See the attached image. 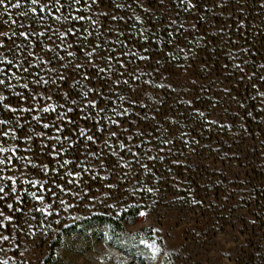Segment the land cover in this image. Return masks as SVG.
<instances>
[{
  "label": "rangeland",
  "instance_id": "obj_1",
  "mask_svg": "<svg viewBox=\"0 0 264 264\" xmlns=\"http://www.w3.org/2000/svg\"><path fill=\"white\" fill-rule=\"evenodd\" d=\"M157 2L165 4V1ZM179 2L185 8L177 29L180 39L177 45L187 53L184 64H175L171 59L165 63L157 58L151 60V50L142 48L134 66L129 65L136 78L132 79L130 88L119 92V97H124L125 101H119L122 106L117 105V108L128 109L127 116H121L119 121L124 122L123 126H130L133 134L131 140L124 137L121 140L129 146L139 145L138 149L133 148L137 158L133 159L127 149L116 148L113 144L123 160L117 156H104L105 166L101 167L96 157L82 155L85 141L81 138L84 145L77 163L83 166L84 162H92L89 167L92 182L88 191L97 197L95 206L80 203L79 198L73 202L71 197H66L67 203L73 206L68 212L60 209L59 217L55 214L48 217L42 227L38 225L39 213H33L37 216V221L32 222L33 229L24 226V230L19 231L12 223L6 222L9 226L0 231L10 239L0 241L5 250L0 252V262L264 264V214L257 212L248 200L250 188L246 185L250 177L249 167L254 163L264 166V144L257 141L259 147L256 148L247 134L242 135L243 122L239 115L241 90L257 76L260 80L264 77V64L255 74L244 71L237 61L242 48L228 50L227 64L214 65L213 61L202 57L188 58L196 51L198 43L208 45L206 36L220 39L222 31L210 25L206 18L200 19L203 15L197 11L195 0ZM228 2L238 3L237 0H210V15L220 16ZM146 10V6H142V12ZM161 10L169 16L166 6ZM233 12L236 11H231L229 17ZM102 13L104 10L99 9V14ZM193 39L198 42L194 43ZM141 55L150 58L142 61L138 58ZM194 63L197 64L196 70L191 69ZM197 70L201 72L197 73ZM234 71L237 76L232 79ZM104 75L111 74L106 71ZM75 83L76 80L69 79L65 89L69 90V86ZM139 87L144 91L136 102L129 104V92ZM256 87L258 102L264 106V96L259 95L264 88ZM72 91L74 96L81 90L74 88ZM46 103L56 104L55 97L47 102L42 99L39 107L46 106ZM200 112L204 115L200 116ZM109 117L115 119L113 115ZM105 127L117 128L109 122ZM137 127H147V135L137 136ZM54 133L52 128L47 136ZM165 138L170 139V143H162ZM24 142L16 154L26 158L22 160L25 165H31L28 161L37 158L32 147L28 148L30 141ZM49 143L51 147L55 141ZM99 151L108 150L101 147ZM52 158L58 156L52 155ZM126 161L131 162V168ZM39 163L35 174L29 177L43 180L40 168L46 163ZM47 166L51 175L50 165ZM76 179L81 180L82 176ZM84 186L81 183L79 188ZM147 188L152 191L147 192ZM50 198V195L46 197ZM38 203L36 201L35 205ZM135 203L145 204L147 208L141 211L145 215H139L135 221L126 219L118 233L112 236L103 233L100 227L91 224L87 227L84 223L92 215L127 213L128 206ZM4 212L5 215L13 213L8 209ZM57 218L59 224L55 223ZM23 219L24 216L18 223Z\"/></svg>",
  "mask_w": 264,
  "mask_h": 264
},
{
  "label": "snow or ice",
  "instance_id": "obj_2",
  "mask_svg": "<svg viewBox=\"0 0 264 264\" xmlns=\"http://www.w3.org/2000/svg\"><path fill=\"white\" fill-rule=\"evenodd\" d=\"M103 0H16L11 3V0H0V6L4 7L5 13L8 7L20 9L23 11L20 15L28 19V23H21L19 27L22 29L17 32L10 29L9 31H0V103L5 101L6 97L2 94L3 91L14 89L19 86L22 89L29 90V96H24L17 92L16 96L20 100L31 99L34 103L28 107H12L10 104H3L5 110L12 113L21 112H37V115L32 116V120L39 121L44 113L55 112V120H49L43 123L44 129L54 128L55 133L52 136H46V141H55L51 144V149L48 155L62 156L68 150L73 148V145L84 139L82 155L85 158L96 157L100 162V166L104 167L103 157L105 155L117 156L123 160V156L117 152L116 148L127 149L133 159L137 158V152L133 148H139V145L133 144L129 146L125 140L132 139L130 126H123L122 121L111 119V117L101 113H107L112 101L117 85H127L128 79H123L128 75L129 79L136 78L129 67L130 62L121 59L129 55L136 56L131 49L124 51L126 47L123 41L120 40L122 32L113 28H106L103 32H97L100 27L101 15L107 17L108 13L99 14V9L94 11V7ZM183 3V0H181ZM117 9L123 7L125 10L129 7L128 4H115ZM90 14H82V13ZM124 15H112V21L124 20ZM139 19V17H137ZM81 22H90L84 23ZM13 24L16 21H12ZM95 26V27H93ZM116 34L115 42L122 45L121 49L115 48L109 43L108 33ZM171 36L172 34L169 33ZM22 38V39H20ZM19 41V42H17ZM173 41L169 40L171 44ZM108 45V47H105ZM178 51L185 53L184 48L177 45ZM147 51V49H145ZM142 61H147L150 57L141 55L138 57ZM118 65V67H117ZM111 75H103L105 72ZM43 73V75H41ZM100 77L99 81L93 83L92 77ZM69 79L82 80L85 83L81 84V91L75 98L69 100L71 95L70 90L62 87L63 82ZM264 80V77H261ZM13 81L16 83L14 84ZM148 83V81H145ZM35 85L41 91H36V88H30ZM164 87V85H158ZM144 91L142 87L137 88L134 92H129L127 102L134 103ZM264 96V92L259 93ZM37 97L47 101H52L54 97H63L64 102L60 104H47L44 107H37ZM122 102L124 97H119ZM104 104L101 106L100 102ZM72 106L65 107V104ZM74 108L79 109L80 118L87 121H94L93 128H87L82 125H77L76 121L69 118L68 113H72ZM60 109V111H57ZM111 112L117 116H127L128 109L121 108L117 111L116 107H111ZM200 116L204 113L200 112ZM116 125V130L106 128L103 121ZM11 121L0 119V140L11 139L16 141L20 139L17 135L19 123L11 127H6ZM134 125V122H133ZM72 126V127H68ZM150 126V125H149ZM68 128V134H64L65 128ZM223 127V125H222ZM91 132V134H89ZM127 133V135H125ZM174 134V133H173ZM37 135H42L38 133ZM137 136L147 135V127L136 130ZM115 137V140L113 138ZM124 137L125 140H121ZM25 141H31V135L24 136ZM99 142V143H98ZM162 143H170V139L165 138ZM116 145V148L113 147ZM67 145V148L65 147ZM92 145H96L95 148ZM31 145L29 144L28 148ZM48 144L45 142L44 149H47ZM103 147L107 152L99 151ZM18 146L5 148L0 146V202H3V208L12 211H20L14 208L18 202H22V196L27 193L33 201L39 202L24 213L22 223H15L12 215H5L3 208H0V229H6L9 223H12L14 228L23 231L24 226L28 229H33V221H37V216L33 213H39V226H43L47 218L55 214L59 217V210L63 209L68 212V209L73 206L66 201V197H71L73 202L78 198L80 203H86L95 206L97 197L90 194L88 185L77 180L83 172H87L88 168L77 163L79 157L75 159L63 158L58 161L59 169H65L63 174H59L58 168L51 170L49 175L47 164L41 166L40 171L43 173V180L39 177L31 178L26 172L27 165L22 168L19 164L21 159L25 157H17L16 152ZM26 151L28 149H25ZM43 150V149H42ZM162 150V149H161ZM170 151V150H169ZM151 159V157H149ZM14 160L16 163H14ZM31 164V160L28 161ZM129 168L132 167L130 161L125 162ZM71 166V167H69ZM117 162V167H119ZM35 167V165H34ZM143 167L147 168L146 165ZM9 173H12L9 175ZM20 185H30L35 191L28 192L27 188L18 187ZM84 183V188H79V185ZM39 186V187H37ZM111 187V185H109ZM147 192H151L152 188H147ZM50 195V199H46ZM107 197V193H105ZM11 200V202H9ZM111 207V205H108ZM143 216L145 213L140 212ZM76 217H73L75 220ZM9 222V223H6ZM55 223L59 224L57 218ZM48 227H51L49 224ZM35 235V232H33ZM9 235L0 231V241L8 242ZM4 248L0 246V252H4ZM0 264H8L7 260Z\"/></svg>",
  "mask_w": 264,
  "mask_h": 264
},
{
  "label": "trees",
  "instance_id": "obj_3",
  "mask_svg": "<svg viewBox=\"0 0 264 264\" xmlns=\"http://www.w3.org/2000/svg\"><path fill=\"white\" fill-rule=\"evenodd\" d=\"M160 0H103L102 3H98L94 7V11L96 9H103L104 12H107V17H101L100 19V27L97 29V32H103L106 28L117 29L122 32L120 36V40L124 42L126 47L123 48L124 51H128L131 49L132 52L136 53L142 48H146L151 50V60L157 58L161 59L164 63L166 60H173L175 64H184L185 56L184 53H180L177 48L178 40L177 29L180 25V19L184 15L185 8L180 5L179 0H161L165 1V4H160L157 2ZM234 1V0H232ZM16 0H11V3H15ZM238 3L228 2L225 5V8L220 11L218 17H212L210 12L208 11V5L210 0H195L197 4L196 9L199 13L203 15L202 18H206L210 25H214L217 30H221L220 39H214L210 36H206L207 44L198 43L197 47L193 51L190 57L188 58H200L211 60L214 65L218 63L227 64L229 60H227V52L228 50H236L239 48L243 49V52H240L238 57V62L242 64L244 67V71L247 73L255 74L261 64H264V0H237ZM128 4L129 7L125 10L123 7L117 9L115 4ZM146 6V11L142 12V6ZM166 6V12L169 11V16H165L161 7ZM23 7L20 9L8 7L7 12L5 13L4 7L0 6V31H9L10 29L15 30L17 32L22 29L19 27L21 23L27 24L28 19L20 15V12L23 11ZM231 11L233 12V18L229 14ZM82 14H90V13H82ZM112 15H124V20L112 21ZM139 17V19H137ZM12 21H16L15 24ZM241 21V22H238ZM90 23V22H81ZM205 24V23H204ZM95 27V26H93ZM169 33L172 35L170 36ZM109 43L112 44L115 48L121 49L122 45L120 43L115 42L116 34L115 31L108 33ZM22 39V38H20ZM169 40L173 42L171 44L168 43ZM19 42V41H17ZM193 42H198L193 39ZM108 47V45H105ZM136 56L129 55L127 57H121L125 61H129L131 67L135 64ZM154 57V58H153ZM187 60V59H186ZM195 66H192V70H196ZM118 67V65H117ZM201 72V70H197V73ZM43 75V73H41ZM104 75V74H103ZM233 78L237 76V72H232ZM100 77L93 76V83L99 81ZM123 79H128L127 85H117L116 93L112 97L111 104L109 106V111L107 113H101V116L113 115L115 117L114 120H120L121 116L114 115L111 112V107H121V101L119 99V92L130 88L132 84V79H129L128 76ZM15 84L16 82L13 81ZM85 82L82 80H76V83L69 86L70 93L74 88L81 89V84ZM68 81L62 83V87H68ZM264 88V80H260V77L257 76L256 79H253L252 82L248 84H244V88H242V99L240 101L241 108L239 109V115L242 119V135L247 134L249 140L255 143L256 148L259 147L257 145V141H261L264 144V106L258 102V98L256 96L257 87ZM30 88H36V91H41L40 88L35 85L30 84ZM19 92L24 96H29L28 89H22L17 86L14 89H8L7 91H3L2 94L6 97L5 101L0 103V119H6L11 121V123L6 127H11L15 125L17 122L19 123V128L17 129V135L20 139L13 141L10 138L5 142L4 140H0V146L5 148H12L14 144L15 147H21L25 145L24 136L31 135L32 140L30 141L31 147L33 149V155L37 160L33 159L31 165H27L26 172L29 175H33L36 172V169L39 168V162L44 161L46 164L50 165L51 170L53 168L59 169L58 161L63 158L75 159L79 157V154L82 152V146L84 145L82 142L83 139L77 141L73 148L68 150L66 153L62 154V156H58V158H52V155L45 154L46 151L50 150V143L46 141V136L48 133L52 131V128L44 129L42 127L43 123L49 122V120H55L53 117L56 116L55 112L44 113L43 116L40 117L39 121L32 120L33 115H37L38 113L33 112H21L17 111L16 113H12L4 109L3 104H10L12 107H28L32 105L34 102L31 99L20 100L19 97L16 96V93ZM73 92V91H72ZM256 93V94H255ZM77 94L74 96L70 95L69 100L75 98ZM42 98L37 97L39 107ZM56 104L63 103V97L57 98L55 97ZM104 102L101 101V106H103ZM72 106L70 103L65 104V107ZM60 111V109H57ZM117 111H120L117 108ZM69 118L76 121L77 125H82L87 128H93L94 121H87L81 119V114L78 111V108H74L72 113H68ZM124 117V116H122ZM48 120V121H47ZM108 124V121H103L104 127ZM72 127V126H68ZM94 129V128H93ZM41 133L42 135H37ZM64 134H68V128H65ZM48 144L47 149L43 148L44 143ZM67 148V145H65ZM261 148V147H260ZM43 149V150H42ZM256 151V150H255ZM17 157H20L16 154ZM105 157H110L105 155ZM21 159L19 161L20 166L24 167V162ZM56 162V163H54ZM14 163L16 161L14 160ZM92 163V162H91ZM91 163L88 164L84 162V168H88L91 166ZM35 165V167H34ZM71 167V166H69ZM249 175L248 183L246 184L248 189L250 188V197L249 201L253 204V207L256 208L257 212H261L264 214V166L261 164L254 163L249 167ZM65 169H59V174H63ZM12 173H9L11 175ZM91 170L82 173V181L90 185L92 182L90 180ZM18 187L27 188L28 192L35 191L30 185H20V182H17ZM84 184V183H82ZM11 202V200L9 201ZM36 201H33L31 197L24 193L22 196V202H18L14 205V208L20 209V211H12V215L14 221L17 223L24 216V213H27L29 209L33 208ZM142 203V202H137ZM128 206L127 213L124 214H97L89 216V219L86 217L84 223L88 227V224L94 225L96 227H100L103 233L108 234L110 236L118 233V229L122 228V224L126 219H130L135 221L139 213L146 209L144 207L145 204H137ZM0 208H3V202H0ZM7 211L6 208H3V211ZM100 231V232H102ZM52 234L53 232H49Z\"/></svg>",
  "mask_w": 264,
  "mask_h": 264
}]
</instances>
